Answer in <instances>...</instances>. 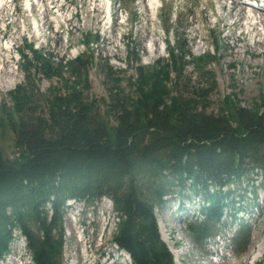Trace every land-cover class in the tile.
Returning a JSON list of instances; mask_svg holds the SVG:
<instances>
[{
  "label": "trees",
  "instance_id": "trees-1",
  "mask_svg": "<svg viewBox=\"0 0 264 264\" xmlns=\"http://www.w3.org/2000/svg\"><path fill=\"white\" fill-rule=\"evenodd\" d=\"M160 19L166 34L175 31L178 22L171 26L168 14ZM186 42L183 36L166 46L165 58L136 66L129 95L111 70L105 72L111 127L87 95L91 56L68 60L24 45L19 56L25 80L8 92V109L1 107L16 152L9 158L0 147V261L21 236L31 264H64L68 200L110 202L116 218L110 243L131 264H174L154 215L167 197L189 205L191 197L199 199L203 218L187 229L200 245L217 233L226 210L236 217L239 207L233 204L245 198L236 194L241 181L250 188V201L256 200L251 175H264V97L261 105L246 108L228 96L224 109L208 112L214 77L206 67L215 56L194 57ZM130 52L137 61L136 50ZM188 65L197 72L196 83L185 74ZM38 74L57 78L60 86L39 93ZM178 211L185 208L180 204ZM244 225L237 245L247 238Z\"/></svg>",
  "mask_w": 264,
  "mask_h": 264
},
{
  "label": "rangeland",
  "instance_id": "rangeland-1",
  "mask_svg": "<svg viewBox=\"0 0 264 264\" xmlns=\"http://www.w3.org/2000/svg\"><path fill=\"white\" fill-rule=\"evenodd\" d=\"M4 1L0 5V45L6 48L12 44L13 47L1 54L4 62L7 61V72L14 73V81L9 84V78H4L0 83V147L9 158L16 152L14 136L4 126L1 107L8 109V92L25 80L19 56L25 44L57 58L72 60L80 55L91 56V64L87 66V95L97 100L99 112L110 127L115 121L108 107L105 72L111 70L113 76L121 80L119 87L123 94L129 95L132 88L128 81L135 74L134 68L138 65L149 67L155 60L165 58L166 46L174 45L183 36L192 56L207 52L215 56L206 67L214 77L208 112L218 113L224 109L223 102L228 96L234 97L233 103L242 107L261 105L264 53L262 57L252 55L264 49L255 47L252 32L240 35L241 27L234 28V35H231L232 29L226 26V19L232 0H43L45 4L51 2L52 6L64 7L60 13L49 11L43 15L40 11L26 12L23 0H13L10 4ZM151 2H154V9L149 13L147 9ZM220 5L225 8L221 9ZM240 7L244 6L239 5L238 9ZM247 11L245 8L243 28L251 20ZM164 14L169 15L171 26L178 22L175 31L166 34L163 30L160 17ZM214 44L217 53L213 51ZM132 49L136 50L137 61L130 57ZM185 74L194 83L199 78L193 65L186 67ZM34 84L39 93L48 95V89L59 87L60 81L57 78L47 80L38 74ZM251 177L256 200L250 201L253 197L250 188L241 181V189L236 194H245V198L233 204L234 209L239 207L236 217L232 218L226 210L223 223L216 229L219 235L203 245L196 243L187 229L188 223L203 218L198 214V198L191 197L194 204L189 205L187 200L171 195L161 209L154 210L160 237L166 235L177 253L172 254L174 264H215L208 257L209 252L220 256L217 264H264V175L257 172ZM228 188L235 189L233 185ZM67 204L62 221L64 264H131L129 260L122 262L120 253L110 243L116 218L107 199L102 198L92 206L76 201ZM180 204L185 211H178ZM243 224L247 238L237 245L234 238ZM260 242L263 253L252 261L250 251ZM0 264H30L22 237H15L9 255Z\"/></svg>",
  "mask_w": 264,
  "mask_h": 264
},
{
  "label": "bare ground",
  "instance_id": "bare-ground-1",
  "mask_svg": "<svg viewBox=\"0 0 264 264\" xmlns=\"http://www.w3.org/2000/svg\"><path fill=\"white\" fill-rule=\"evenodd\" d=\"M24 2V10L28 13L38 12L40 11V14H47L49 11H54L55 13H60L61 10L64 9L63 6H52V3L49 2V4H45L43 0H35L31 2V0H23ZM6 1L0 0V4H4ZM28 2H30V6L28 7ZM241 3H238L236 0H232V5L230 6L228 17L226 19V26L232 29L231 35H234L233 29L236 27H241L242 30H240L239 34L243 35L247 32H252L254 35V45L255 47L264 49V13H261L260 11H254V10H248V16L250 17V21L248 20V24L246 28H243L242 20L246 19L245 16V7H239ZM221 9L225 8V5H220ZM154 9V2H151L148 6L147 11L152 13ZM253 18V19H252ZM36 24V23H35ZM246 23H244L245 25ZM246 29V30H245ZM35 30L37 31V26L35 25ZM242 40V39H241ZM1 43V40H0ZM245 47V46H244ZM241 48V47H240ZM9 46L6 48L0 47V83L5 78H9V84L14 81V73L13 71L7 72V67L5 66L4 57L1 54L2 51L8 52ZM239 49V48H238ZM245 50L247 51V48L245 47ZM255 51V50H254ZM260 51V50H259ZM239 52V51H238ZM243 52V51H242ZM264 51H260L257 53H253V57H262ZM238 56V55H237ZM8 57V56H7ZM236 57V56H235ZM5 82V81H4ZM162 241L166 244V246L169 248V250L172 252V254H177L175 249L172 247V241L168 239V237L164 234L161 235ZM120 256L122 257L123 261H128V256L120 251ZM263 253V243H258L254 246V248L250 251L252 261L257 260L259 256H261ZM174 260V259H173Z\"/></svg>",
  "mask_w": 264,
  "mask_h": 264
},
{
  "label": "water",
  "instance_id": "water-1",
  "mask_svg": "<svg viewBox=\"0 0 264 264\" xmlns=\"http://www.w3.org/2000/svg\"><path fill=\"white\" fill-rule=\"evenodd\" d=\"M122 252H124V251H122ZM127 256H128V254L127 253H125Z\"/></svg>",
  "mask_w": 264,
  "mask_h": 264
}]
</instances>
